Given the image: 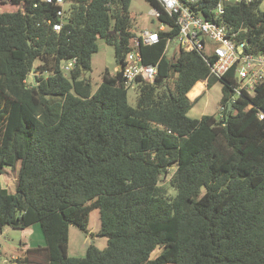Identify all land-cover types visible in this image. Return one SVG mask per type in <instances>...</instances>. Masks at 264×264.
Returning a JSON list of instances; mask_svg holds the SVG:
<instances>
[{
	"label": "trees",
	"instance_id": "1",
	"mask_svg": "<svg viewBox=\"0 0 264 264\" xmlns=\"http://www.w3.org/2000/svg\"><path fill=\"white\" fill-rule=\"evenodd\" d=\"M148 1L166 29L142 47L158 75L137 81L136 106L120 70L136 33L131 0H72L60 31L48 22L56 6L43 0L0 11V234L39 224L45 239L18 264H264V82L234 98L235 67L220 78L204 52L170 55L179 26ZM224 9L236 38L264 54L261 2ZM99 38L114 47L116 67L94 91L84 73ZM204 80L221 82L219 109L194 118L188 92ZM6 167L19 168L15 192L1 179ZM170 174L172 193L162 183ZM96 209L107 246L70 256V226L88 233Z\"/></svg>",
	"mask_w": 264,
	"mask_h": 264
},
{
	"label": "built area",
	"instance_id": "2",
	"mask_svg": "<svg viewBox=\"0 0 264 264\" xmlns=\"http://www.w3.org/2000/svg\"><path fill=\"white\" fill-rule=\"evenodd\" d=\"M13 0H0V3ZM56 6V19L48 20L55 31H60L65 22L66 11L72 0H43ZM164 11L175 17L179 31L174 39L169 41L179 43L187 51L204 52V58L210 64L211 74L222 77L235 67L236 85L234 98L241 95H254L255 90L264 82V54H255L248 50L245 40L236 38L239 31H234L222 21L225 3H255L263 0H220L216 6L204 12L200 3L202 0H156ZM151 14L159 21L157 30L142 29L131 38L130 49L126 53L124 63L120 65L123 84L130 89L136 86L138 80L153 82L158 75V64L146 63L142 47L158 43L160 30H165V23L160 21L161 10L151 7ZM171 47V46H170ZM77 64V59L66 61L63 69L68 72ZM33 75L36 74L34 71ZM35 82V81H34ZM233 101V100H232ZM264 118V112H259Z\"/></svg>",
	"mask_w": 264,
	"mask_h": 264
},
{
	"label": "rangeland",
	"instance_id": "3",
	"mask_svg": "<svg viewBox=\"0 0 264 264\" xmlns=\"http://www.w3.org/2000/svg\"><path fill=\"white\" fill-rule=\"evenodd\" d=\"M6 5L0 6L1 10H14L13 7L9 6V2H5ZM130 12L134 17L136 26L134 27L136 32L142 29L157 30L159 26L158 19L151 14V4L148 0H131ZM261 8L264 10V0L262 2ZM99 50L95 52L92 56V69L85 71L84 75L89 78L93 84V90L95 91L99 85L103 82V74L106 68L111 71L115 70L116 61L114 54V47L106 43L104 39H98ZM179 43L176 41L172 43V48L169 51L170 55H174L179 48ZM40 63L37 60L34 64L36 67ZM65 63V62H64ZM35 73V72H34ZM37 74V73H35ZM27 81L29 83L34 82L33 73L28 76ZM221 82H217L207 99H200L194 107L190 110L189 115L194 118H199L204 114H216L217 112V102L219 99V90ZM138 100V90L136 86L130 88L128 91V101L132 106L137 105ZM19 167V164H18ZM12 169L11 167H6V172L2 175L1 179L4 186H6L11 192L16 191L18 169ZM174 168H171V174ZM170 175L166 177V181L162 183L169 187V191L172 193V188L169 186ZM100 230V217L99 210H94L90 216L89 222V232H85L79 229L75 225L70 226L69 230V255L75 257H84L87 252V248L90 244H95L98 248L103 249L107 246L108 238L99 236L98 232ZM34 229L24 228L15 229L11 227H6L0 234V264H14L15 259L19 257L23 252L22 248L32 244L31 241L34 239ZM161 248L157 247L152 253L153 256L160 254ZM174 264V263H167Z\"/></svg>",
	"mask_w": 264,
	"mask_h": 264
},
{
	"label": "crops",
	"instance_id": "4",
	"mask_svg": "<svg viewBox=\"0 0 264 264\" xmlns=\"http://www.w3.org/2000/svg\"><path fill=\"white\" fill-rule=\"evenodd\" d=\"M152 7V5H151ZM159 28V26H158ZM148 29V28H147ZM151 30V29H150ZM217 84V83H215ZM215 84L212 86V87H208L207 86V81L204 80V81H199L197 82L194 87L188 92V97L193 100V101H196L195 104L201 99H207L211 92L214 91L215 89H213V87L215 86ZM218 94L220 95L219 96V99H218V102H217V111L219 109V102L221 100V97H222V84H220V87H218ZM194 104V105H195ZM194 107V106H193ZM31 228L34 229V234L32 236H34V239L31 241L32 244H29L27 246H25L24 248H22V252L25 251L26 248L30 247V246H35V245H38V244H44L45 243V239H44V235H43V232H42V229H41V226L39 224H35L33 226H30ZM30 227H27V228H30ZM16 258V257H15ZM13 258V259H15ZM15 264V262H13Z\"/></svg>",
	"mask_w": 264,
	"mask_h": 264
},
{
	"label": "water",
	"instance_id": "5",
	"mask_svg": "<svg viewBox=\"0 0 264 264\" xmlns=\"http://www.w3.org/2000/svg\"><path fill=\"white\" fill-rule=\"evenodd\" d=\"M33 78H34V81H36V77H35V75H33ZM15 264H18L17 262H15Z\"/></svg>",
	"mask_w": 264,
	"mask_h": 264
}]
</instances>
